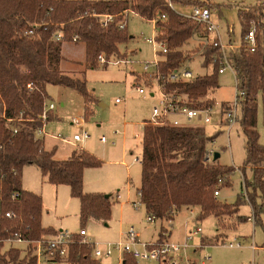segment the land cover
I'll list each match as a JSON object with an SVG mask.
<instances>
[{
  "label": "trees",
  "instance_id": "trees-1",
  "mask_svg": "<svg viewBox=\"0 0 264 264\" xmlns=\"http://www.w3.org/2000/svg\"><path fill=\"white\" fill-rule=\"evenodd\" d=\"M174 3L206 6L213 11L211 4L192 0H0V97L6 117L13 119L7 124L0 118V238L19 236L32 242L58 233L41 224V197L22 187V170L30 165L36 166L51 185L69 188L70 196L79 202L81 224L91 219L106 223L111 217V195L106 198L103 194L83 192L84 170L99 167V161L76 150L67 160L57 161L55 149L46 151L42 140L36 137L48 85L71 88L86 104L92 102L85 80L60 70L63 43H71L77 37L76 43L84 44L86 63L95 68L100 54L107 60L125 59L126 53L120 46L129 36L126 27L121 30L118 26L126 22L129 12L148 22L155 20V39L167 48L159 71L167 75L181 69L196 52L203 66L210 69L190 81L166 84V91L186 96L194 108L214 105L203 99L207 92L218 87L219 49L209 43L205 27L180 15L173 8ZM238 15L240 47L228 51L227 59L235 74L236 101L241 108L237 123L244 137L245 161L239 170L243 176L247 168L251 170L252 181H246L245 189L257 221L264 215V200L257 203L256 196L260 191L264 197V146L259 143L256 129L257 95L261 93L264 98V5L239 10ZM103 16L112 17L106 26L102 23ZM252 27L256 48L250 54L244 38ZM29 29L34 30L31 38L24 35ZM57 34L62 37L60 41L54 39ZM194 37L203 47L185 51L184 46ZM228 43L232 44L230 39ZM28 84L32 85L31 92ZM229 108L230 104L220 105L222 113ZM226 124L222 119L220 126ZM219 131L209 136L201 124L143 125L137 193L148 217L172 221L186 208L195 209L198 220L213 216L219 229H224L223 221L230 218H235V226L248 220L238 214L240 197L232 205L214 197L215 191L230 187L229 177L234 172L217 160L206 159V149ZM6 213L11 214L10 219L5 217ZM74 240L69 264H97L89 258L88 248L79 245L80 237L74 234ZM217 242L215 236L213 244ZM24 250L10 246L0 254V264H36L33 247L26 245ZM123 264L136 263L125 255Z\"/></svg>",
  "mask_w": 264,
  "mask_h": 264
},
{
  "label": "rangeland",
  "instance_id": "rangeland-1",
  "mask_svg": "<svg viewBox=\"0 0 264 264\" xmlns=\"http://www.w3.org/2000/svg\"><path fill=\"white\" fill-rule=\"evenodd\" d=\"M192 1L212 5L211 21L219 27L222 42L227 44L230 39L234 46L240 45L241 41L238 11L254 5H264V0ZM172 5L175 11L181 13L188 12L191 7L175 3ZM126 31L129 39L120 46V50L126 53L125 59L132 62L127 66L104 67L95 62V68H91L85 61L83 43L62 44L60 70L85 80L86 90L92 97V102L86 104L71 88L48 85L45 102L47 105L53 104L54 110L49 114L50 119L45 124V131L49 135L71 141L73 135L81 132V129L73 124L74 120L80 117L84 120L83 128L89 137L83 143H76L82 149L50 137H39L46 151L55 149L54 159L57 161L67 160L74 150L84 151L99 161V167L84 170L83 192L111 195V217L106 223L91 219L81 224L79 202L70 196L69 188L64 185H51L42 177L36 166L30 165L23 168L21 183L23 189L39 195L42 199V226L73 234H78L83 229L87 239L100 243L118 241L130 227H133L140 240L146 243L167 240L182 242L188 233L200 228L202 234L195 237L189 243V249L184 252L185 256L196 264H264V215L255 221L251 205L241 190V184L246 188V181H252L250 169L245 170V177L239 170L245 161L241 128L237 123L227 135L225 126L216 125L220 118L216 117V114L220 113V105L231 104L238 94L235 79L228 70L218 76V87L211 94L214 121L210 125H201L209 136H214L220 130L214 143L208 146L220 154L217 160L220 165L234 170L229 177L230 187L221 188L217 198L232 205L236 204L240 197L238 214L252 218L251 221L247 220L235 226V218H230L222 223L226 227L219 229L218 221L213 216L198 220L197 211L186 208L181 209L170 224L165 220L147 221L145 208L140 205L137 195L141 167L135 159L141 158V123L150 119L155 99L142 97L136 92L134 75L143 74L144 64L155 60L159 48L146 41L147 38L156 36L154 23L135 14H128ZM213 37V34L209 36L210 39ZM202 47L200 40L194 37L184 46V50H200ZM183 68H188L194 77L210 72L209 68L203 66L199 52L194 53L190 61L181 67ZM204 101H207L205 96ZM238 117L241 118L240 107ZM256 129L259 143L264 146V98L261 93L257 95ZM102 137L105 139L104 143L100 141ZM248 193H251V189H248ZM256 196L257 203L264 200L260 191L256 192ZM168 229L172 233L170 238ZM215 236L217 245L213 244ZM5 240L6 237L0 238V254L10 247ZM230 243L234 245L232 248L229 247ZM12 247L23 251L25 244L15 243ZM134 261L136 264H159L149 260ZM105 262L116 264V256L113 255L110 261Z\"/></svg>",
  "mask_w": 264,
  "mask_h": 264
},
{
  "label": "built area",
  "instance_id": "built-area-1",
  "mask_svg": "<svg viewBox=\"0 0 264 264\" xmlns=\"http://www.w3.org/2000/svg\"><path fill=\"white\" fill-rule=\"evenodd\" d=\"M171 6V5H170ZM180 15L186 19L192 20L198 24L205 27L208 36L214 35L212 39L209 38V43H212L214 47L219 49V74H223L225 71H230L231 75L235 79V74L231 69L227 53L228 51H236L240 45L234 46L230 43H223L219 31V27L211 21L212 11L206 6H191L190 10L186 13L178 12ZM129 14H134L129 12ZM112 21L111 16H103L102 23L106 26L107 23ZM155 24V20L149 21ZM126 22L123 21L119 24V29H125ZM230 31V29H229ZM255 29L252 27L250 31L245 36V47L250 54H253L256 48L255 40ZM24 35L28 38L34 36V30L29 29L24 32ZM156 37V36H155ZM155 37L147 38V43L155 45L159 48L156 52L155 60L153 62L145 63L143 67L142 75H134L135 85L134 88L136 92L142 97H148L155 99V104L151 109L150 119L143 123L152 126H180L186 124H203L210 125L213 123L214 119L212 117L214 113V105L206 106L201 108L191 107V102L186 96L178 95L174 92H168L165 89L166 84H174L179 82H187L194 78L193 73L188 68L174 70L167 75H164L159 71V64L163 61L164 55L167 53V48L164 44L158 43ZM55 41H60L62 39L60 34L54 35ZM77 37L72 38V43H76ZM98 66H114L118 67L120 65H130L132 62L128 59H115L113 61L107 60L102 54L98 55L96 59ZM27 89L29 92L33 90L32 85L28 84ZM212 92H207L205 98L207 102L211 101ZM118 102V100H116ZM238 107L236 98L230 104V108L224 113L221 112L216 114V117H220L216 125L220 126L222 119H225L227 124L225 125V131L228 135L231 128L238 122ZM54 110V105H47L46 102L43 104V110L40 115L41 126L36 130V137H50L55 140L62 141L78 148L76 143H83L88 139L89 135L84 130V120L82 118H77L74 120V125L81 129L79 134H75L72 140H65L63 138L49 135L45 131V124L49 119V114ZM0 118L4 120L7 124L11 123L13 119H8L5 115V104L0 97ZM16 132V131H15ZM138 138L139 136H135ZM102 143L105 139L102 137L100 139ZM214 140L210 143L213 144ZM81 148V147H79ZM82 149V148H81ZM216 152L211 147H207L205 155L208 161L213 159ZM135 162L139 164V159H135ZM241 190L246 195V189L244 185L241 184ZM140 196L139 193H137ZM219 191L214 192V197H219ZM140 202V201H139ZM140 205L141 202H140ZM137 208V207H135ZM192 211V210H191ZM6 218H11L10 213H6ZM253 217V216H252ZM252 218L248 217V221ZM148 222H153L155 219L151 216L147 218ZM170 222V221H168ZM7 233V230H5ZM202 234L200 228H195L192 232L188 233L182 242H153L146 243L140 240L139 234L130 227L128 231L116 242H106L100 243L89 240L86 238V232L81 229L77 235L80 237L79 245L86 246L89 250V258L97 264H110L113 255L116 256V264H123L125 255H129L133 260H149L156 261L159 264H196L191 261L187 256H185V250L189 249V243L193 241L195 237ZM7 244L13 243H23L25 245H31L33 247V255L36 260V264H69L68 259L70 255V247L75 243L74 234L68 231H60L54 236H46L39 240L28 242L22 240L19 236L6 238ZM203 245V244H202ZM233 244H229V247H233ZM238 246V245H236Z\"/></svg>",
  "mask_w": 264,
  "mask_h": 264
},
{
  "label": "crops",
  "instance_id": "crops-1",
  "mask_svg": "<svg viewBox=\"0 0 264 264\" xmlns=\"http://www.w3.org/2000/svg\"><path fill=\"white\" fill-rule=\"evenodd\" d=\"M212 13H213V11H212ZM63 73H66V74H68V75L73 76L72 74H69V73H67V72H63ZM223 74H224V73H223ZM75 77H76V75H75ZM77 78H78V76H77ZM77 118H80V117H77ZM77 118H76V119H77ZM82 119H83V118H82ZM143 123H144V122H142L141 125H142ZM217 126H218V125H217ZM217 129H218V128H217ZM219 196H220V195H219ZM190 211H191V210H190ZM191 213H193V211H191ZM176 215H177V214H176ZM176 215H175V216H176ZM175 216H174V217H175ZM172 221H173V220H172ZM172 221H170L169 224H170ZM105 226H107V225L105 224ZM162 228H163V227H161V229H162ZM60 231H64V230H58V232H60ZM168 232H169V238H170L172 233H171V231H170L169 229H168ZM169 238H168V239H169ZM14 244H15V243H13V244H9V245H10V246H13ZM25 246H26V245H25Z\"/></svg>",
  "mask_w": 264,
  "mask_h": 264
},
{
  "label": "water",
  "instance_id": "water-1",
  "mask_svg": "<svg viewBox=\"0 0 264 264\" xmlns=\"http://www.w3.org/2000/svg\"><path fill=\"white\" fill-rule=\"evenodd\" d=\"M219 157H220V154L216 152V153L214 154V156H213V160L216 161V160L219 159ZM109 196H110V195H105L106 198H109Z\"/></svg>",
  "mask_w": 264,
  "mask_h": 264
}]
</instances>
